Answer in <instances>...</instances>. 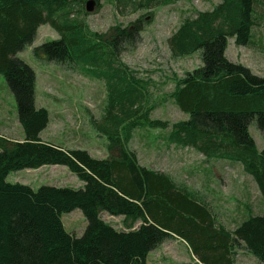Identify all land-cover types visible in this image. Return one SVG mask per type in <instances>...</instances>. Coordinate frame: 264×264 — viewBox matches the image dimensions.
Here are the masks:
<instances>
[{"label": "trees", "instance_id": "16d2710c", "mask_svg": "<svg viewBox=\"0 0 264 264\" xmlns=\"http://www.w3.org/2000/svg\"><path fill=\"white\" fill-rule=\"evenodd\" d=\"M95 1L99 8L101 0ZM174 1L115 0L124 9L131 5L135 13ZM84 4L86 0H0V76L14 94L26 137L24 142L0 137V264H148L149 255L175 236L189 243L200 264H235L240 249L264 264V215L251 214L227 229L197 193L140 164L131 147L137 128L170 126L151 118L154 106L144 83L118 62V52L135 48L143 23L116 27L106 40L85 24ZM259 21H264V0H221L213 9L185 18L171 35V55L200 52L202 66L175 78L168 97L189 118L171 125L168 142L209 159L223 155L240 163L264 201V149L258 150L249 131L254 124L264 137V76L226 55L229 39L237 46L253 44ZM44 25L60 38L35 48L38 59L92 66L106 81L105 115L102 123H93L108 141V158L40 138L49 112L36 107V73L17 56L33 45ZM44 166L67 167L84 187L34 190L7 181L13 172ZM77 209L87 221L80 237L63 222L64 214ZM103 213L123 217L128 228H115Z\"/></svg>", "mask_w": 264, "mask_h": 264}, {"label": "rangeland", "instance_id": "374dc122", "mask_svg": "<svg viewBox=\"0 0 264 264\" xmlns=\"http://www.w3.org/2000/svg\"><path fill=\"white\" fill-rule=\"evenodd\" d=\"M220 1L178 0L166 6L154 3L149 8L135 13L131 11V5L124 9L115 0H101L100 7L96 6L94 12L88 14L85 24L90 31L103 35L108 40L116 27H129L133 23L131 27L134 28L137 21L143 23L135 48L122 49L118 52V62L133 73L135 80L144 83L147 101L149 105L154 106L151 118L166 121L170 126L163 129L141 125L134 133L131 147L136 151L142 166L168 174L178 185L197 193L206 204L213 206L214 215L219 213L220 218L216 217L219 223L227 229H233L243 220L247 208L256 209L258 206L260 194L252 177L248 176L241 164L235 161L209 159L193 148H183L168 142L171 125L189 118V115L182 113L168 97L175 87V78L182 79L186 73L202 66L200 52L181 58L173 57L168 40L185 18H193L199 11L211 10ZM74 14H79L77 8ZM254 34L253 44L249 47L237 46L233 39H229L228 57L231 61L249 68L257 76H264V21H259L255 26ZM59 38V34L50 25H44L38 30L33 45L18 54L39 78L37 105L40 106L44 101L41 80L50 77L51 80L46 83L50 85L51 90L47 110L53 112L58 108H68V112L71 111L67 118L70 128L85 133L79 136L84 139V144H81L82 150L90 149L95 158H108L110 156L108 141L99 131L98 125L93 123H102L105 115V107L108 103L106 81L98 78L91 69L92 66L72 62L59 64L49 61L47 57L38 59L34 54L35 48ZM4 85L7 86L8 83L3 76H0V91L3 96L5 93L8 95V91L6 89L4 91ZM7 108L11 116V124H16L17 103H7ZM76 109L79 110L77 117ZM250 128L252 137L261 149L264 146L261 131L254 124ZM0 132L10 134L4 127ZM89 140H91L90 148ZM48 170L56 177H66L59 171L42 168L38 172L32 170L24 174L13 172L7 181L23 182L26 186L38 189L46 185L45 176ZM30 173H33L34 177ZM102 218L119 230L125 231L128 228L124 224L123 217H111L103 213ZM63 222L66 230L77 237L83 235L87 226V221L79 209L64 214ZM139 225L140 223L135 224L136 227ZM148 258V264H181L179 260L182 259L185 262L190 260L191 264H195L181 238L168 239ZM235 264L260 263L240 249L235 257Z\"/></svg>", "mask_w": 264, "mask_h": 264}, {"label": "crops", "instance_id": "0c3cea01", "mask_svg": "<svg viewBox=\"0 0 264 264\" xmlns=\"http://www.w3.org/2000/svg\"><path fill=\"white\" fill-rule=\"evenodd\" d=\"M253 34H254V31H253ZM254 37H255V34H254ZM228 51H229V48L226 51V55L227 56H228ZM17 57H19V56H17ZM49 80H51L50 77H49V79L41 80V82H42V94L44 95V101H43V104L38 106L37 105V89H38V85H39V78H38V76L36 74L35 105H36L37 108H45L47 110V107H48V105L50 103L49 96H51V90L49 88L50 85L46 84L47 81H49ZM8 85L7 86L4 85V87H3L4 91H5V89H6V91H8V95L5 93V95L3 96V94L0 91V129L2 127H4L5 129H8L10 134H4L3 132H0V137H4V138L9 139V140L14 141V142H24L26 140V137H25L24 130H23L22 126L19 123V120L17 119L16 124H11V120H10L11 116H10L8 108H7V103L13 104L14 102H16V100H15L14 94H13L10 86H8ZM78 111H77V109L75 110L76 117H77ZM48 112H49V124L41 132V134H40L41 140L44 143H47V144H50V145L59 146V147H62L64 149H70V150L82 149L81 144L82 145L84 144V139L83 138H79V136L80 135H84L85 133L83 131H79V130H76V129H71L70 125H68L67 118H68L69 113L71 111L68 112V108H58V109L54 110L53 112H50V110H48ZM17 113H18V111H17ZM59 123H61V125ZM51 125L53 126L52 129L50 128ZM249 131H251V128L249 129ZM89 138L92 139V137H89ZM90 142H91V140H89V144H88L89 148H90ZM256 146H257L259 151H262L264 149V146L260 149L258 144H257V142H256ZM70 147L73 148V149H71ZM86 150L92 155V151L90 149H86ZM222 157H224V158H222ZM225 158H226V156L217 155L213 159L214 160L218 159L220 161L225 162L226 161ZM238 164H240V163H238ZM221 166H222V164H221ZM42 168L43 169L50 168L53 171H59V172L65 174V176H66V177H62V176L56 177L52 173H49V170H48V171H46V173H48V174H46V176H45L46 185H44V186L71 187V188H74V189H77V190L78 189H82L84 187V183L82 181H80L79 178L76 177L75 174L71 173L68 170V168L65 167V166H44ZM42 168L36 169L35 171L38 172L39 170H42ZM26 171L30 172V171H32V169L14 172V174H17V173L18 174H24V172H26ZM67 172H69V173H67ZM32 174L33 173H30V175H32ZM9 176H11V174ZM9 176H8V178H9ZM35 179L36 178H34V180ZM14 183L23 184V182H14ZM23 185H25V184H23ZM34 190H37V189H34ZM259 196H260V200H259L257 208L256 209H252V208L248 209L247 208L246 212L243 215V220L242 221H244L247 218H249V216L251 214L264 215V201L262 200L261 195H259ZM220 206L222 207V203L221 202H220ZM212 208H213V206H211V209ZM220 210H222V208H220ZM226 212H227V208H226ZM111 217H113V216H111ZM215 217H217L219 219L220 218L219 217V213L215 214ZM178 239H179V237H177V236H175L174 238H171V240H178ZM183 242H184L185 246L187 247V252L189 253V255L191 257V260L194 261L195 264H200L198 262V260L195 258L194 254L192 253V250L190 248L189 243L186 240H184V239H183ZM244 251L247 252V250H244ZM248 254L250 256H252L250 253H248ZM253 258L255 260H257L255 257H253ZM179 261H181V264H191L190 260L187 261L188 263L183 261V259L179 260Z\"/></svg>", "mask_w": 264, "mask_h": 264}, {"label": "water", "instance_id": "95a60500", "mask_svg": "<svg viewBox=\"0 0 264 264\" xmlns=\"http://www.w3.org/2000/svg\"><path fill=\"white\" fill-rule=\"evenodd\" d=\"M96 6L97 2L95 0H89L85 4V10L87 13H93Z\"/></svg>", "mask_w": 264, "mask_h": 264}]
</instances>
